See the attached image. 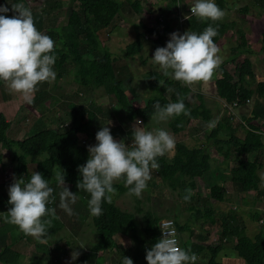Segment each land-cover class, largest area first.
I'll return each instance as SVG.
<instances>
[{"label": "trees", "instance_id": "1", "mask_svg": "<svg viewBox=\"0 0 264 264\" xmlns=\"http://www.w3.org/2000/svg\"><path fill=\"white\" fill-rule=\"evenodd\" d=\"M79 5L78 10H73L64 26L56 28L48 27L45 33L54 41L53 51L56 54V60L52 65L59 72L57 77H61L65 72L64 65L71 63L75 68L74 74L77 83L81 88H104L105 93L113 97L114 103L118 105L128 122L139 119L141 122H149L154 119L152 113L153 103L159 101L161 105L168 102H175L178 98L185 100L186 97L197 100V103L186 108L187 115L181 113L179 116L171 117L169 122L170 131L178 135L184 131L185 127L195 121H201L198 131L209 125L212 116L210 110L206 107L204 99L200 93L191 91L184 83L171 78H163L159 73L150 71L144 74L143 80L145 86L152 92L145 105L141 108H134L122 88V82L118 79V66L120 63L112 55L110 50L99 41L98 31L111 26L114 18L120 12L122 3L118 0H72ZM167 1V0H166ZM264 1V0H262ZM179 0H168L167 10H171ZM17 3L13 0L12 5ZM138 2H136L137 4ZM219 8H225V0H215ZM134 4V9L141 12L139 3ZM60 1L45 0V4L40 13H32L33 23L37 30L41 31L42 17L50 12H55L60 8ZM25 6V5H24ZM11 9L9 15H14ZM5 15H8L7 13ZM150 18L151 16H147ZM209 23L216 27L217 35L213 37L216 46L221 45L224 36L233 31L235 23H222L220 20H198L188 15L184 20V30H191L197 33L201 32ZM144 30L143 37L152 40V47L155 49L157 44L163 41L168 32L167 24L161 29H150L142 25ZM235 47L230 51L231 58L216 66L214 73V90L216 96L229 106L235 104L233 108L246 106L251 99H254V105L251 109L250 123L243 127L244 136L235 137L232 132V124L227 119L221 120L215 127L209 130L205 142L197 146L189 147L182 143H176L173 153L170 156L164 154L156 159L160 167L157 169L162 182L167 183L170 188L179 189L182 196H189L194 200L190 191L195 192V179L202 177L211 168V155L206 152L211 144L212 148L220 154L224 160L232 159L233 165L228 169L231 183L242 192H249L258 188L260 177L259 170L262 168L261 157L264 154V143L260 134V128L255 123L260 116H264V80L257 81L253 70V64L248 57H244L240 63H237L238 56L242 54L251 55L252 51L248 45V36L242 31H236ZM261 50L264 52V32L259 37ZM143 49L140 34L135 41L125 48V57L133 58ZM227 63L235 64L237 79L231 75L225 66ZM185 85V86H184ZM5 87V89L2 88ZM0 147L12 153L13 171L18 179L24 177L27 179L31 175L30 168L33 167L36 172H40L42 177L49 182L53 188L52 196L60 187L53 183L54 172L59 167V173H64L65 186H74L80 179L77 166L82 165L87 158V147L79 141L78 136L84 135L95 142V132L101 127L102 117L113 119L111 109L95 106L89 108L84 106H71L65 110L68 113L69 127L62 126L64 122L56 128L48 126L46 123H38L34 126L30 134L21 139H9L6 135L10 128V119L19 113L23 106L30 102L38 103L42 98L35 91L25 99L21 94L12 91L7 84L0 81ZM2 90V91H3ZM10 97V98H9ZM56 101H53V104ZM68 107V105L66 106ZM69 108V107H68ZM98 110H103L100 113ZM232 115H230V118ZM107 119H105L106 121ZM232 120V119H230ZM204 126V127H203ZM202 127V128H201ZM226 128L229 132L225 138H220L221 131ZM110 130L111 135L116 140L118 137L124 139V129L115 126ZM253 154V160L248 161L247 156ZM4 165L0 155V184L2 183V172ZM9 183H3V191H0V212L6 210L7 206V187ZM114 190L123 191L127 187L123 183H113ZM226 194V189L218 184H214L209 190V196L212 201L222 203ZM88 197V194L86 193ZM135 209L139 211L138 199H135ZM102 214L92 216L93 226L96 230L97 241L92 250L102 251L110 248H116L112 237L116 233H125L130 240L136 239V225L133 214L122 211L117 208L112 201L101 203ZM193 209V207H190ZM202 215L204 219L209 220L212 225L218 224L221 230L220 238H233V250L238 258L245 264H264V227L250 238L246 234L238 232L241 227L231 225L228 219L230 216L220 215L215 217L211 209L195 210V215ZM254 215V214H253ZM163 218L172 219L175 222L178 233L188 229L187 224H178L174 216H158L154 212L146 211L142 216L144 232L149 238L150 246L159 238L158 222ZM254 215L252 221H256ZM258 221V220H257ZM1 224V223H0ZM181 225V226H180ZM239 229V230H238ZM190 236L196 232L189 230ZM198 235L196 237H200ZM224 243L221 241L217 245H205L204 250L209 254V259L205 264H219L217 257L223 249ZM181 248L187 250L186 244L181 243ZM200 250V247L198 248ZM190 252V251H189ZM19 256L10 245L5 244V236L2 234L0 226V263L1 264H19Z\"/></svg>", "mask_w": 264, "mask_h": 264}, {"label": "rangeland", "instance_id": "2", "mask_svg": "<svg viewBox=\"0 0 264 264\" xmlns=\"http://www.w3.org/2000/svg\"><path fill=\"white\" fill-rule=\"evenodd\" d=\"M16 1L23 3V5L29 8L32 13H40L45 4V0ZM58 1H60L61 4L59 9H57L55 12H50L47 15H43L41 32H45V29L48 27L56 28L58 26H64L71 12L73 10L79 9V5L72 0ZM118 1L122 3V6L120 12L114 18L112 25L98 31L97 34L99 41L105 44L108 49L110 48V52H112L113 56L120 63L118 66L117 78L121 80L122 87L127 93L130 104L134 108H141L145 105L147 99L153 95L152 92L145 86L143 80L144 74L154 71L159 73L163 78H170L163 76L158 66L150 61L154 48L152 47V40L147 39V35L143 37L144 30L142 25L150 29H161L166 24L170 25L172 23L173 25V22L177 21V19L176 17H173V15H175V13H173L174 8L172 10L166 9L168 0ZM184 1L186 2L189 0H179L181 5H184L185 7L182 9L183 11L187 10L190 6V2L184 3ZM250 1L251 4H247V2H245V5L241 7H248L249 10L244 14L251 15L249 16V19H246L245 16H241L240 18V15L230 14L229 12L225 13V17L223 15V17L219 19L220 21H234L233 23H235V25L233 31L231 30L229 33H227L223 38V41H221L222 45L217 47V54L221 57L220 63L229 60L231 58L230 51L236 45V31L238 29L245 31L246 35L249 36L248 45L250 46L252 53L251 55L242 54L240 57L241 59L248 57L251 60L257 81H263L264 52L260 48L259 37L261 33L264 32V1ZM5 2L8 4L6 6L9 7L11 11L13 0H0V4H4ZM136 2L139 3L141 12H137L134 9V4H136ZM10 11L7 12V16H10ZM160 14H165L166 20L157 26L156 24H158V21L155 19L159 17L158 15ZM147 16L151 17L148 18ZM154 20L156 21V24H153L155 26L149 23L151 21V23L155 22ZM179 24H181L180 21ZM179 24H174L175 29H173V31H176L178 34L185 31L184 25L180 26ZM139 34L141 36L143 49L133 58L125 57L124 52L126 46L134 42ZM168 38L169 36L165 38L164 41L159 43V46L157 44V47L164 46ZM240 57L238 56L239 59ZM238 63H240V61ZM234 66L235 64L227 63L225 69L231 75H233L234 80H236L237 73ZM64 67L65 72L62 73L61 77L59 78L57 77L59 72L52 66L53 70L56 72V78L51 82H40L36 86L35 92L41 95L42 98L38 103L35 104L27 102L28 104L23 106L20 112L16 113L15 116L10 119V128L6 133L7 137L13 140H21L27 137L33 130L34 126L38 123H46L48 126L51 125V127L56 128L58 125L64 122L65 124L62 126L69 127L70 122L67 119L68 113L65 110L70 109L71 106H84L93 109L95 106H101L102 108L109 107L113 114V119L107 118V116L102 117L101 126H107L109 129L115 126L122 127L124 129V139L123 137H118L116 140L123 141L126 146L129 144L128 146L130 147L131 132L135 120L133 122H128L126 120L121 108L114 103L113 97H110L105 93L104 88H81L75 79V68L71 63H66ZM214 71L215 69L213 70L211 77L207 80H200L192 84H185L191 91L203 93L202 97L204 98V102L207 106L206 108L211 112L212 119L207 127L206 124L204 125L205 128H203L201 132L198 131L199 126L202 124L201 121H195L188 124L184 131L178 135H175L170 131L169 122L171 119H168L167 121H156L153 119L146 123L141 122V126H144L146 130H151L157 127L164 128L173 136L175 144L182 143L189 147L197 146L205 142V138L209 134V130L214 127V120L217 118V116H220V112H222L220 119H223L224 121L228 119L233 125V130L237 131L239 128L240 129L238 131L243 130V127L250 123V109H252L254 101L251 99L248 105L242 107V110L239 112H233V109L227 108L223 111L215 104V97L208 98L209 95H215L214 79L216 78V74ZM2 88L5 89L4 86H2ZM2 88H0V91L5 92V90ZM53 101H56V103L53 104ZM183 101L185 108H190L197 103V100L190 97H186V99ZM263 102L264 101H262V103ZM67 105L69 108L66 107ZM100 111L104 112L103 110H98L99 113ZM230 115H232V120H230ZM105 119L107 120L105 121ZM222 136L224 137V134H222ZM78 138L80 142L82 141L85 144V146L95 143L92 139L86 138L84 135H79ZM208 147L209 148L206 149V152L209 153V155H215V149L212 148L211 144H209ZM172 153L173 150L166 152L165 154L170 156ZM0 155L4 165V170L2 172L3 181L0 184V191L2 192V184L12 182L14 171L12 153L0 147ZM215 156L212 157L211 169L207 171L202 177L195 179L196 191H190V194L194 196V200L190 199L189 196L183 197L179 189L170 188L167 183L162 182L158 170L155 169L151 170V178L146 181V187L141 191L139 196L131 195L128 193V191L124 193L121 191H114L111 194L112 200H115L113 204H116L122 211L133 213V220L138 233H141L140 222L142 223V216L146 211L154 212L158 216H170L171 218L174 216L178 224H187V226L191 228L190 230H194L196 232L194 236L201 235V237H204L205 234H207L205 239H203V243H207L211 246L217 245V243L220 241L224 243L225 247L223 250L225 255L222 253L221 256L218 255L217 257V261L221 260V264H245L240 258L237 257L233 250V238L221 239V230L219 225L216 224L212 225L213 227H211V225L208 224L207 219H204L201 214L198 216L195 215V210L200 209L202 211L205 208L211 209L214 212L215 217H217L220 213H223L221 216L229 214L230 216L228 219L231 221V225L235 224L237 219L241 227V231H243L244 228L249 224V227H251L253 231H248V234L247 232L246 234L250 238H253L256 235L254 231H258L262 228L261 226L257 227V223L260 218H262V221L259 223V225L264 224V211L257 209V206H259L260 209L264 210V154L261 157L263 168L259 171L260 182L258 188L255 191L251 190L249 192H245L244 194L237 188L236 190L230 181L228 169L231 165H233L232 159L225 160L227 163H230L227 168L226 164H222L220 162L221 158L219 156ZM248 158L253 160V155H249ZM33 170L34 168L31 167L30 171ZM58 173L59 167H56L53 179H55V176ZM117 181L123 183L122 178L113 182ZM214 184L224 186L225 189H227L224 201L222 203L215 202L210 199L209 190ZM238 192L241 194L240 196L238 195ZM116 193L120 195L118 199V194ZM185 197H187V199H185ZM135 199H138L140 202L138 204L141 210L140 213L135 210L137 205ZM239 205H241V207ZM190 207H193V209H190ZM237 207L239 208L238 210ZM255 213H257L256 221H252V219H254L253 214ZM234 217L236 219H234ZM243 233L245 232L243 231ZM184 238L187 239L186 233L184 234ZM192 239L194 240V245L197 246L196 243L199 239ZM232 251L234 252L235 257L233 256L231 258H227V256H229V252L232 253ZM196 257L197 259L195 262L205 264L209 259V254L208 252H203L201 255H199V257ZM50 264L56 263L52 262Z\"/></svg>", "mask_w": 264, "mask_h": 264}, {"label": "clouds", "instance_id": "3", "mask_svg": "<svg viewBox=\"0 0 264 264\" xmlns=\"http://www.w3.org/2000/svg\"><path fill=\"white\" fill-rule=\"evenodd\" d=\"M6 5V2L0 4V81L28 99L40 82H51L56 78L52 68L56 60L54 41L45 32L37 30L31 10L23 3L11 6L15 12L11 16L5 15L10 11ZM189 13L201 21H216L224 15L215 0H192ZM216 35V27L211 23L199 33L185 30L178 34L173 31L164 46L154 49L150 61L158 66L163 76L184 84L207 80L221 61L212 39ZM153 109L156 121H167L181 113L187 115L184 101L179 98L164 105L155 101ZM94 139L95 143L87 146L85 162L77 166L80 179L76 184L88 194L86 205L90 216L102 214L101 203L111 201L115 180L122 178L128 193L139 196L151 178V170L160 167L156 158L175 146L169 131L161 127L146 130L139 119L133 124L130 147L115 140L107 126H101ZM55 181L61 187L57 207L72 215L71 205L79 196L65 186L63 171L55 176ZM52 193L53 188L40 172L31 171L27 179H17L13 174L7 187L10 207L6 212H0V220L42 243L46 242L50 221L42 218L55 215L54 208L46 207L55 198ZM159 228L161 237L145 249L146 264H194L197 259L195 253L179 247L172 221L162 219ZM78 255L73 251L70 258L74 260ZM123 262L133 264L128 257H123Z\"/></svg>", "mask_w": 264, "mask_h": 264}, {"label": "crops", "instance_id": "4", "mask_svg": "<svg viewBox=\"0 0 264 264\" xmlns=\"http://www.w3.org/2000/svg\"><path fill=\"white\" fill-rule=\"evenodd\" d=\"M186 2H190V4H191L192 1L189 0ZM186 2L184 1V3H186ZM245 2H247V4H251L250 0H225V8L223 10L224 11V17H225V13L229 12L230 14L240 15V18H241V16H245L246 19H249V16H251V15L244 14L246 11L249 10L248 7L241 8L242 6L245 5L244 4ZM181 3H182V1H181ZM181 3L178 2V4L176 3L175 6L172 7V9L174 8L173 10L177 11V14H178V17H176L177 21H174L173 25H172V23L170 25H167L169 30H168V32H166V34L163 38V41L165 40V38H167L169 36V34L171 32H173V29H175L174 26L179 24V18L185 20V16H188L190 14L189 8L187 9L188 11L182 10L185 7H184V5H181ZM220 22L224 23V22H234V21H227L226 20V21H220ZM180 23L181 24H179V25L183 26V23L182 22H180ZM238 30H241V29H238ZM243 32L245 33V31H243ZM221 45H222V43H221ZM220 46H218V47H220ZM238 60L241 62L242 61L241 57H240V59L238 58ZM239 61H237V63ZM198 93H200L201 95L203 94L201 92H198ZM209 97H215V99H216L215 104L224 111V109L222 108V100H220L216 96V94L215 95H209L208 98ZM253 101H254V99H253ZM263 104H264V102H263ZM233 110H234L233 112H239L240 110H242V107L235 108ZM250 114H251V112H250ZM221 115H222V112H220V116H217V118L214 120V127L217 125V123L219 121L223 120V119H220ZM255 123L260 128V134L262 136V141L264 143V116H260V118L258 120H256ZM232 126H231V128H232ZM238 130L236 131V130L232 129L231 133L237 138H242L244 136V132H243V130H240V131H238ZM221 132H223V133H221L220 138H225V135L229 132V130L224 128ZM222 134H224V137L222 136ZM82 144H84V143L82 142ZM214 154L216 156L211 155V161H212V157H214V156L218 157L219 156L221 158L220 162L222 164L223 163L226 164L227 168H228V165L230 163H227L224 160V158L216 152V150H215ZM250 155H253V154H250ZM248 157H249V155L247 156V158ZM247 160L252 161L251 158H248ZM262 168H263V164H262ZM258 175H259V172H258ZM54 182H55V179H53V183ZM113 183H120V181L113 182ZM66 187L69 189L70 192H73V193L76 192L77 195L79 196V199H77L76 202L71 205V207L73 209V214L67 215L62 209L57 207V205L59 203L58 192L61 190V187H59L56 190V194L54 196L55 198L52 200V202L50 204L46 205V207H52L55 209V215H51V216L46 215L45 217L42 218V219H47L50 221V223L47 225L48 236H47L46 242L42 243V242L34 239L30 235L24 234L22 231L18 230L16 226L5 223L3 220H0V223H1L0 226L2 228V234L5 236V244L10 245L12 247V249L18 253L19 264H50L52 262H55L56 264H124L123 257L130 258L132 260L133 264H146V261L144 259L145 249L149 248L151 246L148 243L149 238L147 237V235L144 232L143 223L140 222L141 233H138L137 228H136V236H137L136 239L130 240L129 236L126 235L125 233H116L112 237L114 243L116 244V248H110V249H106V250H102V251H94V250H92V248L96 243L97 234H96V232H95L96 230L93 226L92 216H90L87 205H86V201L88 198L86 196V192H84L82 189H79V188L74 187V186H72V187L66 186ZM222 187H224V186H222ZM234 188L236 189L235 186H234ZM114 191H118V190H114ZM254 191H252V192H254ZM124 192H127L126 188L122 191V193H124ZM122 193H120V194H122ZM244 193L245 192H243V194ZM116 194H118V193H116ZM238 195L240 196L241 194L238 192ZM119 196L120 195L118 194L117 199ZM111 201L114 202L115 200L113 201L111 198ZM115 206L117 208H119L116 204H115ZM239 206L241 207V205H239ZM8 207H10L9 204H7L6 210H4L2 212H6ZM238 209L239 208L237 207V210ZM257 209L260 211H264V210L260 209L259 206H257ZM126 212H128V211H126ZM137 212L138 213L141 212L140 207H139V211H137ZM129 213H131V212H129ZM131 214H133V213H131ZM221 214H223V213H220L218 216H220ZM254 215L257 216V213H255ZM218 216H217V218H218ZM133 218H134V215H133ZM234 219H236V218L234 217ZM207 221H208V224L211 225V227H213L212 224L209 222V220H207ZM261 221H262V218L259 219V221L257 223L258 224L257 227H260V226L264 227V224L259 225V223ZM233 225H235L238 228L240 227L237 219L235 221V224H233ZM190 229L191 228L188 227V229L186 231L184 230V231L179 232L180 246H181V243L183 245L185 243L187 250H189L190 253H195V255L199 257V255H201L203 252H207L206 250H204V246L208 245V244L203 243V239H205L207 234L204 233L205 234L204 237L189 236L190 235L189 234ZM243 231L245 233H243ZM243 231L239 230L238 232H241V234H246V232H247V234H248V231L252 232L253 230L251 229V227H249V224H248L244 228ZM254 232L257 234L259 232V230L254 231ZM185 233L187 234V239L184 238ZM192 238L199 239L198 242L196 243L197 246L194 245L195 243H193L194 240ZM88 245H90V246H88ZM199 247H200V250L198 249ZM224 247L225 246H223V249H224ZM223 249L221 250V252L219 254L220 256L222 255V253L224 254ZM73 251H76L79 253V255L74 260H72L70 258V254ZM233 256H234V252L232 251V253L229 252V256H227V258H229V257L231 258ZM218 262H219V264H221V260L220 261L218 260ZM194 264H200V263L194 262Z\"/></svg>", "mask_w": 264, "mask_h": 264}, {"label": "built area", "instance_id": "5", "mask_svg": "<svg viewBox=\"0 0 264 264\" xmlns=\"http://www.w3.org/2000/svg\"><path fill=\"white\" fill-rule=\"evenodd\" d=\"M173 13H175V15H173V17H178V14H177V11L176 10H173ZM159 17H157L155 20H157L158 21V24H156V21L155 22H153V23H151V22H149L151 25H153L154 23L158 26V25H160L161 23H163L165 20H166V16H165V14H160V15H158ZM179 21L180 22H184V19H180L179 18ZM153 26H155V25H153ZM236 105L235 104H233L232 106H229V105H227L226 103H224L223 101H222V108L225 110L226 108L227 109H233L234 107H235ZM163 219H168V220H171L172 221V227H174L175 228V233H174V235H175V238H176V240H177V243H178V245H179V247L181 248V246H180V239H179V233H178V230H177V228H176V225H175V222L172 220V219H169V218H163ZM162 220V219H161ZM161 220L158 222V229H159V234H160V237H161V232H160V228H159V225H160V222H161Z\"/></svg>", "mask_w": 264, "mask_h": 264}]
</instances>
